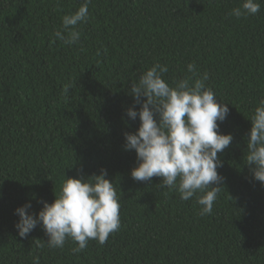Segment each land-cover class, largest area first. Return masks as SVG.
<instances>
[{
  "label": "trees",
  "instance_id": "obj_1",
  "mask_svg": "<svg viewBox=\"0 0 264 264\" xmlns=\"http://www.w3.org/2000/svg\"><path fill=\"white\" fill-rule=\"evenodd\" d=\"M84 2L0 0V264H264V185L244 163L249 118L264 99V0L239 19L229 13L243 0H91L80 43L56 40ZM157 62L170 83L193 76L195 63L228 103L219 130L234 139L218 154L223 190L210 215L161 177H131L137 156L124 133L140 126L126 115L131 86ZM102 169L121 205V228L104 245L49 249L41 225L19 236L18 207L30 201L38 214L67 177Z\"/></svg>",
  "mask_w": 264,
  "mask_h": 264
},
{
  "label": "clouds",
  "instance_id": "obj_2",
  "mask_svg": "<svg viewBox=\"0 0 264 264\" xmlns=\"http://www.w3.org/2000/svg\"><path fill=\"white\" fill-rule=\"evenodd\" d=\"M90 3L85 0L74 13L63 16L62 27L54 33L56 40L69 46L80 43L82 33L78 26L88 21ZM259 12L257 0H243L242 7L233 8L229 15L239 19ZM187 70L194 75L170 83L164 78L168 66L157 62L132 83L130 94L134 102L126 115L133 121L138 117L140 126L134 133H124V148L136 152L133 180L149 182L161 177V187L177 191L183 201L192 199L199 215L207 216L223 190L224 178L217 171L223 161L218 154L232 144L234 137L219 130L230 109L207 85L209 73L199 75L195 63H189ZM64 92H69V86L64 87ZM249 119L252 126L246 136L244 163L253 179L264 185V99ZM119 200L106 169L91 177H67L59 195L55 193L54 202L40 201L43 208L38 214L29 212L30 201L18 207L15 227L19 236L26 238L41 225L49 238V249H62L71 239L77 245L72 251L80 253L89 241L104 245L110 235L119 231ZM33 264H40L38 256Z\"/></svg>",
  "mask_w": 264,
  "mask_h": 264
}]
</instances>
